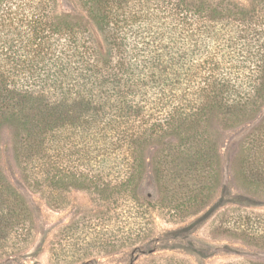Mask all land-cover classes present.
Instances as JSON below:
<instances>
[{
  "label": "trees",
  "instance_id": "obj_1",
  "mask_svg": "<svg viewBox=\"0 0 264 264\" xmlns=\"http://www.w3.org/2000/svg\"><path fill=\"white\" fill-rule=\"evenodd\" d=\"M75 1L81 16L58 0H0V134L50 208L72 191L94 206L53 235L52 264L146 244L156 209L199 212L221 182L213 123L237 128L264 108V0ZM230 167L237 187L264 196V116ZM147 172L156 200L138 192ZM243 219L264 239V226ZM33 233L28 201L0 170V259Z\"/></svg>",
  "mask_w": 264,
  "mask_h": 264
},
{
  "label": "rangeland",
  "instance_id": "obj_2",
  "mask_svg": "<svg viewBox=\"0 0 264 264\" xmlns=\"http://www.w3.org/2000/svg\"><path fill=\"white\" fill-rule=\"evenodd\" d=\"M58 10L74 16L83 15L75 0H58ZM263 116L264 108L255 122L233 129H224L218 122L213 123L219 138L221 182L214 198L203 209L183 219L156 209L153 212L152 237L146 244L75 264H146L163 257L180 259L187 264H264L263 237L246 230V224L239 225L244 216H251L253 222L264 226V196L237 187L230 167L238 142ZM9 138L7 131L0 134V170L28 201L34 216V233L25 250L0 259V264H52L49 262L48 249L53 235L77 214L90 212L94 206L88 194L72 191L68 194L69 204L66 207L58 210L50 208L24 183L12 160ZM138 192L151 200L158 198L157 188L149 172L144 176Z\"/></svg>",
  "mask_w": 264,
  "mask_h": 264
}]
</instances>
